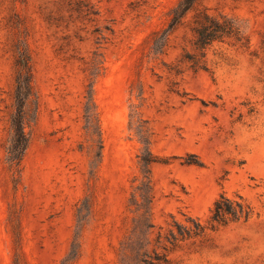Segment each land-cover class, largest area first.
I'll return each instance as SVG.
<instances>
[{"label": "rangeland", "instance_id": "1", "mask_svg": "<svg viewBox=\"0 0 264 264\" xmlns=\"http://www.w3.org/2000/svg\"><path fill=\"white\" fill-rule=\"evenodd\" d=\"M179 1L0 0V264H264V0H199L154 50ZM203 10L240 40L200 58ZM17 45L34 95L13 173ZM220 194L252 217L181 239Z\"/></svg>", "mask_w": 264, "mask_h": 264}, {"label": "trees", "instance_id": "2", "mask_svg": "<svg viewBox=\"0 0 264 264\" xmlns=\"http://www.w3.org/2000/svg\"><path fill=\"white\" fill-rule=\"evenodd\" d=\"M199 0H180L171 10L169 20L158 36L153 39V49L160 50L165 37L173 32L181 24L185 15L198 3ZM193 28L194 48L200 58L204 56V50L214 42H223L226 39L240 40V30L235 22L226 15H211L203 10L198 12L194 20ZM192 63L193 68L205 69L200 59L196 56L185 55ZM17 73L15 77L14 104L10 118L11 137L6 149V162L13 173H18L23 156L28 148V137L24 131L25 124L29 121L28 105L33 98L32 74L30 57L22 45H17ZM91 101V94L89 95ZM253 211L250 204L240 195L229 198L220 194L215 200L207 225H201L194 218H188L193 227L186 231L179 229L180 238L199 236L208 228L215 230L229 223L247 222L252 217ZM173 234V232H171ZM176 239L175 236H172Z\"/></svg>", "mask_w": 264, "mask_h": 264}]
</instances>
